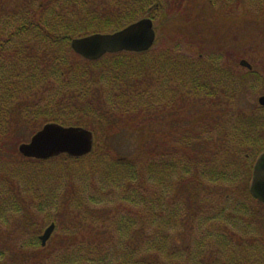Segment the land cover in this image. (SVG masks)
<instances>
[{
  "label": "trees",
  "instance_id": "obj_1",
  "mask_svg": "<svg viewBox=\"0 0 264 264\" xmlns=\"http://www.w3.org/2000/svg\"><path fill=\"white\" fill-rule=\"evenodd\" d=\"M253 1L257 3V9L263 8L264 0ZM13 2L15 4L8 10H3L0 3V166L6 159L11 163L22 159V164L14 166V171H9L10 176L5 178L0 189L3 191L0 193V227H9L15 213L20 218L18 221L21 227L26 230L35 226L43 211L48 208L56 212L60 218L56 224L62 232L64 229L66 232L60 237L57 251L53 255L44 254L42 259L31 258L32 254L45 251L36 239L28 244L12 245L11 249H2L0 246V264H210V257H213L211 253H219L215 250L226 244L227 238L232 239L236 234L229 227V231L214 237L215 242L220 241L214 246L209 242L213 238L209 231L195 233L202 226L205 229V221L201 218L205 217L215 223L213 221L216 217H209L213 214L214 193H208V189L216 182L233 184L234 187L238 175L237 163L245 162L247 158L254 162L264 152V117H246L244 123L237 118L233 120L235 123L231 121L230 124L223 119L222 125L215 123V134L207 138H201V133H183L177 137L178 145H174L171 151L156 144L159 149L149 148L139 157L117 156L114 161L110 158L114 165L111 163L101 171L99 182L106 187L119 189L121 193L130 190L125 197L115 196L117 203H126L130 207L124 206L127 212L123 213L119 210L105 213V221L110 222L108 226L94 225L92 223L96 219V212L88 213L89 219L79 212H69L66 208L69 200L64 201V194L53 193L61 181L64 186L67 181L70 183L68 179L71 177V169L65 162L80 161L83 158L72 159L62 155L43 162L26 160L15 152V145L24 142L29 137L28 132L34 134L47 123L86 127L96 136L98 132L94 129L95 124L110 129L118 119L129 117L130 112L149 114L151 105L155 103L164 108L168 102L165 94H149L145 67L160 78L164 77L165 71L167 79L171 76V82L166 78H162V81L166 79L174 88L170 90L172 97H168L169 102L173 100V105L178 96L180 101L207 99L212 101L206 100L209 108L216 109L218 102L214 101H219L220 96L226 98L233 80L225 78L227 85L220 87L212 80L215 74L224 70L219 68L217 62L196 57L190 58L189 62L183 60L185 64L182 62V67L176 62L179 52L172 51L159 54L158 59L151 62L152 67L146 63L145 53L106 55L113 61L111 66H115L116 76L112 79L107 75H98L95 69L101 61L89 62L75 55L70 49V40L95 33L118 31L125 27L121 24L135 18L132 17L134 15H125L115 21L102 20L95 12L93 14L92 5L88 6L91 0H28L23 5L17 3V0ZM123 2L140 6L149 4V0H115L114 3L120 5ZM104 8L101 5L102 11ZM72 11L80 12L74 18L77 21L74 23L65 19V14ZM134 21L126 22V25ZM23 42L32 47H23ZM136 59H140L141 66L131 73L128 68L133 70L130 64ZM155 61L159 63L155 64ZM54 78L56 83L52 84ZM98 81L104 83L105 92L107 88L113 91L114 82L125 92L120 96L114 94L112 99L101 98L102 89L98 86L94 88ZM44 93L51 95L53 105L35 107L31 104L36 96L41 97ZM120 93L117 91V94ZM155 93L158 94L157 100ZM234 93L233 87L232 96L226 100L232 102ZM224 106L228 110L229 105L226 103ZM17 122L25 126V135L22 134L21 141L15 139L11 151H8L7 146ZM24 162H59L57 168L61 166L65 169H58L52 174V180L58 179L60 184L54 186L52 191L48 188L51 193H39L40 186L46 187L48 182L46 174L22 171ZM205 163L211 166L206 167ZM252 167L247 171L249 177ZM47 171L44 170L45 173ZM0 175L4 177V172H0ZM14 175L19 185H15L16 181L12 182ZM243 189L247 193L239 194L245 202L250 198L260 205L249 193V180H246ZM202 190L203 193H198ZM107 198V194L102 193L98 199L91 198L90 203H104ZM69 216L73 221L68 219ZM217 216L221 221L229 220L221 218L219 213ZM42 220H47V215L42 216ZM50 220L55 223L53 219ZM217 225L206 224L213 231ZM178 228L180 233L177 232ZM98 230L103 232L99 233ZM174 233H178L176 237H173ZM192 236L198 240L191 245L174 240L181 238V241H185ZM203 239L208 242H203ZM241 261L235 264H241Z\"/></svg>",
  "mask_w": 264,
  "mask_h": 264
},
{
  "label": "rangeland",
  "instance_id": "obj_2",
  "mask_svg": "<svg viewBox=\"0 0 264 264\" xmlns=\"http://www.w3.org/2000/svg\"><path fill=\"white\" fill-rule=\"evenodd\" d=\"M91 1V4L88 6L92 5L93 14L95 12L102 20L110 19L111 21H115L116 19L123 18L125 15H134L132 17L135 18L130 21H138L142 18H153L156 40L153 47L145 53L146 63H150V67H152L151 62L157 60L158 55L166 51L179 52L178 58H176L178 66H182L183 60L189 62L188 60L190 58L194 59L197 57L202 60L212 59L214 63L217 62L220 65L219 68L224 69L223 71L219 69L221 71L215 74L212 80L217 82L220 87L227 85V79L233 80V85L228 88L229 92L226 93L225 97L230 98L233 87L235 89L232 102L230 100L227 101L223 96H220L219 101H214L218 102V108L216 109L209 108L207 99V101L205 99L180 101L178 96L173 105V100L170 99L169 102L168 99L169 96L172 97L173 95L170 91L173 87L167 81L169 80L171 82V76L167 79V71H165V75L162 78H166L167 80L165 79L164 82L160 76L145 67V73H147L146 82H149L146 86L149 94L153 92H158L162 96L165 94L168 102L166 101L164 108L155 103L151 105L149 114L141 111L130 112L129 117L125 116V120L118 119L113 124V128L111 127L110 129H108L109 127L104 128L103 126L100 127V124H95L94 129L97 130L98 135L93 137L94 146L92 152L85 156V158L82 157L83 159L79 158L81 159L80 161L65 162L66 166L69 165L71 169V177L68 179L70 183L67 181L64 186V183L62 184L61 181V185L53 191V193L64 194V201L67 202L69 200L68 207H66L67 211L79 212L87 216V219H89L88 213L96 212L97 216H95L96 219L92 224L108 226L110 222L105 221V213L108 214L115 210L123 213L127 212L125 210L126 207H130L126 203H117V199L115 198V196H127L130 190H125L124 193H121L119 189L111 186L106 187L99 182L101 180V171L111 165L117 156L139 157L149 148L154 149L157 147L159 149L156 144H160L168 149V151H171L174 145H178L177 137L183 133H201V138H207L215 134V123L221 124L223 123V119L230 124L231 121L237 118H239L241 123H244L247 119L246 117H264V107L259 106L257 103L258 98L264 95V5L263 8L260 7L257 9V3L253 0H149V4L145 6H140L137 3L129 5L124 2L117 5L114 3L115 0ZM14 2L13 0L0 1L3 10L10 9L15 4ZM26 2L28 0H17V3L21 5ZM101 5L105 7L103 11L100 9ZM78 13L80 12L72 11L69 14H65L67 16L65 19L70 23L77 22L74 18L78 16ZM130 21L123 22L121 26H127L126 24ZM31 33L35 32H29L28 34ZM14 42L15 40L12 43ZM18 45L20 46L22 44ZM26 45L30 48L32 47L31 44H25L23 42V47ZM10 47H12V44H10ZM241 60H245L251 67V70L241 67L239 65ZM99 61L101 63L97 65L95 72L98 75H107L113 79L116 76V71L114 69L115 66H111L113 61L110 57L105 55ZM140 63V59L132 60L130 66L133 67V70H129L128 68V71L131 73L136 72V68L141 66ZM157 63L159 61H155V64ZM178 66L177 68H179ZM117 72L119 74L118 70ZM183 72L184 74L187 73L185 71ZM179 74L182 73L179 72ZM105 81L109 82L108 80ZM55 83L54 78L52 84ZM242 83L244 84L242 85ZM97 86L102 89L101 98L104 97L105 99H112L114 94L120 96L125 92L115 82L113 84V91L111 88H107L105 92L104 83L100 81L97 82V85L95 84L94 88ZM117 91L121 93L117 94ZM155 95V99L157 100L158 94L155 93ZM226 103L229 105L228 110L224 106ZM31 104L35 107H42L46 104L53 105V100L49 93H44L41 97L40 95L36 96L31 101ZM133 107L135 108V106ZM226 114L227 118H225ZM232 123L235 122L233 121ZM14 126L15 129L13 131L15 132L7 146L8 151H11V147H13L12 142L15 139L21 141L23 140L21 137L22 134L25 135L26 128L21 122H17ZM82 128L87 129L86 127ZM28 134L29 137L24 139V142L21 141L15 145V152H17L18 156H20L17 151L18 146L21 143L28 142L33 135V133L29 132ZM173 156L174 154H172V158ZM247 159L245 162L241 161L240 164L237 163L238 175L237 181L235 182L236 186L234 185L233 187V184L223 185L225 182H216L215 185L211 184L208 189L210 190L208 193H214V205L211 209V213L213 214H210L209 217H216L213 221L215 223L209 222L207 218L203 217L201 219L205 221V229L202 226L195 233L198 234L200 231L206 233V231H209V234L213 236L209 242L214 246L220 242H215L214 237L217 234L220 235V233L229 231V227L233 228L236 234L232 239L227 238V243L220 245L215 250L219 253H211L213 257H210V264H235L241 259V264H264V208L255 204L250 198L249 201L245 202L244 198L239 194L247 193L246 190L244 191L243 186L246 180L250 182L251 179L247 171L249 167L251 168L254 165V162H252V159ZM14 160L16 161L17 159ZM20 160H17L16 163H11L9 162L10 160L6 159L5 163L0 166V172H4V177L0 175V189L5 183V178L10 176L9 171H14V166H20L22 164ZM34 161L43 162V160ZM58 164L59 162L51 164L24 162L21 169L24 172L46 174V179L48 180L45 185L46 187L40 186L38 192L51 193L48 188H51L52 191L54 186L60 184V180H52V174L57 172L58 169H65L61 166L57 168ZM205 166L210 167L211 164L205 163ZM45 169L48 170L46 173L44 172ZM38 176L41 177L40 175ZM14 181H16L15 175L12 182ZM12 182L11 184L14 185ZM16 182L15 185L20 184L19 181ZM204 182L209 186L205 179ZM18 188L22 189L20 187ZM5 191L8 192V188ZM2 192L0 190V193ZM25 192L32 193L31 191ZM102 193L107 194V202H97L98 204L90 203L91 198L96 197L98 199L102 196ZM180 193H182V190ZM198 193H203V190ZM218 213L221 214V218L224 217L229 220L221 221L217 216ZM45 215H47V220H42V216ZM12 217L9 227H0V246L2 249H11L12 245L28 244L35 239L38 241V237L51 224L52 221L50 219H53L55 222L54 232L45 247L41 248L45 251L36 252L37 254H32L31 258L42 259L44 254L53 255L54 251H57L56 246L61 239L60 237L63 236V232H66V229L62 232L61 228H58L59 226L56 223L60 218L56 216L55 211L47 208L41 214L39 222L26 230L21 227V223L18 221L20 219L18 215L13 213ZM246 218L249 220L247 221ZM68 219L73 221L72 218L70 219V216ZM206 224L218 225L213 231L212 227L209 230V226H206ZM98 231L99 233L103 232V230ZM177 232L180 233L179 228ZM178 233H174L173 237H176L175 235ZM174 240L179 241L180 244L188 243L191 245L198 238L192 236L191 238L187 237L185 241H181V238ZM203 242L208 241L203 239Z\"/></svg>",
  "mask_w": 264,
  "mask_h": 264
},
{
  "label": "water",
  "instance_id": "obj_3",
  "mask_svg": "<svg viewBox=\"0 0 264 264\" xmlns=\"http://www.w3.org/2000/svg\"><path fill=\"white\" fill-rule=\"evenodd\" d=\"M156 40L153 21L142 18L114 33H95L70 40L72 52L85 61L96 62L108 54L121 52L141 54L149 51ZM239 65L247 70L251 67L245 60ZM259 106L264 107V95L258 98ZM93 134L82 127H64L59 124H45L26 143H21L17 151L26 159L48 160L60 155L81 158L91 153ZM251 196L264 205V152L254 162L249 184ZM50 224L39 236L40 246L45 247L54 231Z\"/></svg>",
  "mask_w": 264,
  "mask_h": 264
}]
</instances>
